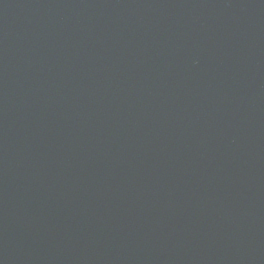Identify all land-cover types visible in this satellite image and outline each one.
<instances>
[{"label":"water","instance_id":"obj_1","mask_svg":"<svg viewBox=\"0 0 264 264\" xmlns=\"http://www.w3.org/2000/svg\"><path fill=\"white\" fill-rule=\"evenodd\" d=\"M0 264H264V0H0Z\"/></svg>","mask_w":264,"mask_h":264}]
</instances>
